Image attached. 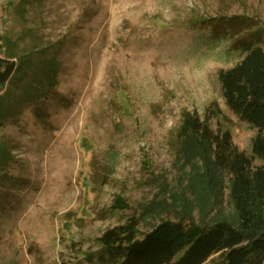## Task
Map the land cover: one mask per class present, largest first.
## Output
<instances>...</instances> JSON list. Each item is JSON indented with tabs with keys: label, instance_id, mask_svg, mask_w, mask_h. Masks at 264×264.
Listing matches in <instances>:
<instances>
[{
	"label": "rangeland",
	"instance_id": "rangeland-1",
	"mask_svg": "<svg viewBox=\"0 0 264 264\" xmlns=\"http://www.w3.org/2000/svg\"><path fill=\"white\" fill-rule=\"evenodd\" d=\"M0 34V58L26 60L0 85V264H90L132 217L138 237L182 214L234 218L230 175L186 162L178 129L217 103L212 128L250 153L257 129L219 71L244 57L239 39L264 48V0H0Z\"/></svg>",
	"mask_w": 264,
	"mask_h": 264
},
{
	"label": "trees",
	"instance_id": "trees-1",
	"mask_svg": "<svg viewBox=\"0 0 264 264\" xmlns=\"http://www.w3.org/2000/svg\"><path fill=\"white\" fill-rule=\"evenodd\" d=\"M237 43L245 55L220 70L219 80L226 105L257 129L250 153L233 142L230 129L212 128L210 121L223 113L217 103L207 109L204 118L185 111L178 129L179 152L186 162L196 158L206 164L212 161L214 168L230 175L234 218L202 224L192 221L191 214H182L178 221L162 220L138 237L139 222L132 217L96 238L97 250L85 254L90 264H264V48L257 40L239 39ZM4 44L0 34V50ZM24 61L14 53L0 58L1 86L23 70ZM52 70L49 79L54 85L58 69ZM192 177V188L211 192L205 189L204 173ZM123 201L118 198L117 207L122 208Z\"/></svg>",
	"mask_w": 264,
	"mask_h": 264
}]
</instances>
